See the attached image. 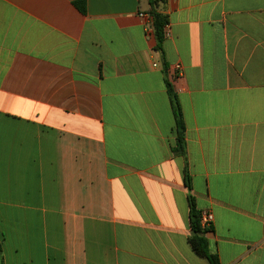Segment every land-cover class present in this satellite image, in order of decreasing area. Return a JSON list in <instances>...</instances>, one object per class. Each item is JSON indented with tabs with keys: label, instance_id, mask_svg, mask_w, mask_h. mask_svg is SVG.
<instances>
[{
	"label": "crops",
	"instance_id": "obj_1",
	"mask_svg": "<svg viewBox=\"0 0 264 264\" xmlns=\"http://www.w3.org/2000/svg\"><path fill=\"white\" fill-rule=\"evenodd\" d=\"M75 1L0 0L3 263L210 264L187 171L210 252L264 264V0H166L162 52L148 0Z\"/></svg>",
	"mask_w": 264,
	"mask_h": 264
},
{
	"label": "trees",
	"instance_id": "obj_2",
	"mask_svg": "<svg viewBox=\"0 0 264 264\" xmlns=\"http://www.w3.org/2000/svg\"><path fill=\"white\" fill-rule=\"evenodd\" d=\"M166 0H148L149 10L148 14L151 18L153 33L157 42V50L163 51V43L167 38L166 28L169 25V17L164 13ZM76 8L83 14L87 12V3L85 0H78L74 2ZM165 75L169 78V68L165 65ZM176 75V74H175ZM173 77V76H172ZM171 78V77H170ZM169 78V79H170ZM168 79V80H169ZM172 79V78H171ZM167 80V92L171 101L175 121H176V146L173 148V153L178 156L186 155V126L183 118L181 104L175 92L172 82ZM185 183L188 189V198L190 206V220H191V237L189 239L193 250L200 256L206 257L210 264H220L217 255L212 254L209 250L206 235L213 232V227L203 228L201 226V213L196 209L195 199L192 195V186L190 176L185 171ZM0 264L3 263L2 248L0 244Z\"/></svg>",
	"mask_w": 264,
	"mask_h": 264
},
{
	"label": "built area",
	"instance_id": "obj_3",
	"mask_svg": "<svg viewBox=\"0 0 264 264\" xmlns=\"http://www.w3.org/2000/svg\"><path fill=\"white\" fill-rule=\"evenodd\" d=\"M142 17L148 18L151 21V18L149 16V14L147 15H141ZM151 33V32H150ZM157 65H154V67H156ZM175 73H176V77H182V67L181 65L177 64L175 67ZM200 222H201V226L203 228H210L213 226V222H214V216L211 212L209 211H202L201 213V217H200Z\"/></svg>",
	"mask_w": 264,
	"mask_h": 264
}]
</instances>
